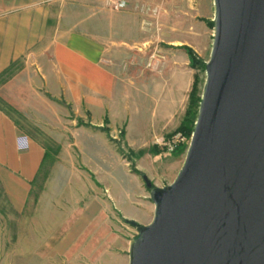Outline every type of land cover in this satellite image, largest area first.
I'll list each match as a JSON object with an SVG mask.
<instances>
[{
	"label": "rangeland",
	"instance_id": "rangeland-1",
	"mask_svg": "<svg viewBox=\"0 0 264 264\" xmlns=\"http://www.w3.org/2000/svg\"><path fill=\"white\" fill-rule=\"evenodd\" d=\"M31 1L44 11L45 42L57 30L80 29L102 38L128 40L129 44L110 53L109 60L123 67V75L132 82L126 106L118 109L128 118L132 135L79 127L77 121L71 122L70 108L47 105L50 101L37 90L41 96L30 99L35 105L23 106L26 125L52 147L22 210L0 193V264H129V243L138 231L127 220L145 226L144 208L152 203L143 176L134 174L133 168L159 188L171 185L179 175L187 150L180 153L176 147V152H169L165 138L184 119L196 76L201 93L206 81L205 71L189 66L184 47L198 59L209 60L213 30L207 22L214 11L209 17L199 11L198 0H170L156 26L154 21L144 25L137 15L112 11L109 0ZM22 2L0 0V14L21 11ZM155 52L156 66L148 67ZM183 84L186 90L181 92ZM145 125L148 132L143 139ZM156 146L162 151L157 155L151 152Z\"/></svg>",
	"mask_w": 264,
	"mask_h": 264
},
{
	"label": "water",
	"instance_id": "water-1",
	"mask_svg": "<svg viewBox=\"0 0 264 264\" xmlns=\"http://www.w3.org/2000/svg\"><path fill=\"white\" fill-rule=\"evenodd\" d=\"M213 43L184 165L155 187L129 264H264V0H213Z\"/></svg>",
	"mask_w": 264,
	"mask_h": 264
},
{
	"label": "crops",
	"instance_id": "crops-1",
	"mask_svg": "<svg viewBox=\"0 0 264 264\" xmlns=\"http://www.w3.org/2000/svg\"><path fill=\"white\" fill-rule=\"evenodd\" d=\"M22 3L21 11L0 14V193L6 194L18 210L29 201L45 166L48 148L52 147L31 125H26L29 120L23 106L35 105L30 99L41 96L37 90L50 101L47 105L53 103L66 110L70 108L74 124L77 121L79 125L82 121L98 131L109 128L111 134L124 132L125 137L132 135L128 118L118 114L119 106H126L132 82L126 80L129 77L123 75V67H115L109 60L110 53L129 44L128 40L102 38L80 29L60 33L57 30L55 37L45 42L47 21L42 17L43 9H37L31 0ZM198 3L199 11L210 17L214 11L213 0H198ZM13 64L19 70L3 81L2 76ZM30 66L36 67L33 70ZM184 87V84L179 85V90H186ZM25 93L29 95L27 100ZM64 115L66 121L67 115ZM165 118L162 116L159 120L163 122ZM79 127L89 128L85 125ZM147 132L145 125L143 139H146ZM19 135L31 138L29 149L17 151L16 137ZM130 150L135 152L132 148ZM54 152L57 150H52ZM50 169L48 165L47 170ZM154 209L152 203L144 208L147 217L142 225L151 223Z\"/></svg>",
	"mask_w": 264,
	"mask_h": 264
},
{
	"label": "trees",
	"instance_id": "trees-1",
	"mask_svg": "<svg viewBox=\"0 0 264 264\" xmlns=\"http://www.w3.org/2000/svg\"><path fill=\"white\" fill-rule=\"evenodd\" d=\"M208 25L213 30V26H214L213 22L212 21L209 22ZM184 49L187 51V53L189 55L190 66L194 69L205 71L206 62L198 59L197 56L195 55V52L191 48L184 47ZM18 70H19V68L16 66V64H13L5 72V74L2 76L3 81H7L9 78L13 77ZM198 85H199V80H198V77L196 76L195 81L193 83L192 90H191L190 95H189V106H188V110L186 111L185 117L182 120V122L180 123V126L174 132H172L171 134H169L166 137V140H170L171 138H173V136L180 133L186 139L187 142L181 143L177 147L180 150V153L187 150L188 142L191 139L192 134L194 132L195 123L197 120V116H198V112H199V108H200V103H201V98H202V93L199 91ZM79 125L84 126L85 124L82 121H79ZM86 126H90V125H86ZM109 131L110 130H108V129L106 130V132H109ZM163 150H165V149H163ZM176 150H175V152H176ZM131 152H133V151H131ZM151 152H154L157 155L162 151L159 150V148L156 146ZM144 153H145V151L139 152V154H144ZM133 154H135V153H133ZM133 172L136 175L145 176L143 173H141L135 167L133 168Z\"/></svg>",
	"mask_w": 264,
	"mask_h": 264
},
{
	"label": "built area",
	"instance_id": "built-area-1",
	"mask_svg": "<svg viewBox=\"0 0 264 264\" xmlns=\"http://www.w3.org/2000/svg\"><path fill=\"white\" fill-rule=\"evenodd\" d=\"M169 1L170 0H109L108 5L114 12H131L141 17L144 25L153 24L152 21H154L156 26H158L160 18H162L166 12L165 6ZM155 57L156 52L151 55L148 67L153 68V66H156L154 62ZM190 141L191 139L188 142V148ZM185 142H187L186 139L178 133L167 142L165 148L169 152H174L179 144Z\"/></svg>",
	"mask_w": 264,
	"mask_h": 264
},
{
	"label": "clouds",
	"instance_id": "clouds-1",
	"mask_svg": "<svg viewBox=\"0 0 264 264\" xmlns=\"http://www.w3.org/2000/svg\"><path fill=\"white\" fill-rule=\"evenodd\" d=\"M31 144V138L27 135H19L16 137V149L17 151H25L29 149Z\"/></svg>",
	"mask_w": 264,
	"mask_h": 264
}]
</instances>
